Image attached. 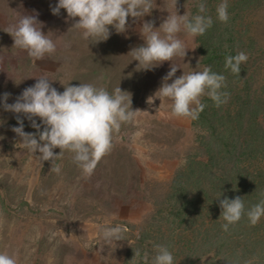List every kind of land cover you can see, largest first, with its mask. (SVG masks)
Listing matches in <instances>:
<instances>
[{
	"label": "rangeland",
	"instance_id": "374dc122",
	"mask_svg": "<svg viewBox=\"0 0 264 264\" xmlns=\"http://www.w3.org/2000/svg\"><path fill=\"white\" fill-rule=\"evenodd\" d=\"M236 1L227 0L229 20L223 27L226 35L230 31L231 44L242 45L246 54L259 57L254 66L260 68L255 73L264 80V0H251L231 12ZM200 2L178 0V14H200ZM203 2L217 18L216 8L222 0ZM57 3L0 0V97L11 93L7 103H14L25 88L36 83V77L48 76L59 92L68 84L91 83L110 93L119 86L131 95L132 110L141 112L114 133L111 152L85 178L69 151L54 162L61 166L59 174L50 171V161L41 165L39 153L23 148L11 130L19 126L17 114L4 111L0 103V253L15 257L17 264H139L135 256L138 239L144 232L157 231L159 225L166 228L161 220L165 208L160 210L170 205L165 201L175 191L177 176L193 160L209 159L200 141L206 129L196 119L173 117L171 99L160 100L155 93L172 64L178 67L173 79L208 66L202 62L198 36L184 32L178 34L189 48L184 58L176 56L143 69L130 53L144 44L140 33L144 21L154 20V27L159 28L169 12L175 11L171 0H155L142 21L133 23L129 17L124 33L109 26L110 37L98 43L83 39L81 31L72 27L78 17L68 18L64 9L53 15L50 5ZM23 15L37 17L42 32L55 40V53L35 60L13 46L5 30ZM21 118L24 131L34 133L30 121ZM59 152L54 149L55 154ZM98 225L121 226L124 240L105 245ZM132 248L133 256L129 254ZM147 257L145 264H152Z\"/></svg>",
	"mask_w": 264,
	"mask_h": 264
},
{
	"label": "clouds",
	"instance_id": "9594fccd",
	"mask_svg": "<svg viewBox=\"0 0 264 264\" xmlns=\"http://www.w3.org/2000/svg\"><path fill=\"white\" fill-rule=\"evenodd\" d=\"M171 2L175 11H168L169 15L159 28L154 27V20L144 21L140 27L144 44L130 53L143 69L172 61L176 56L184 58L189 48L178 34L184 32L190 37L200 36L213 25L211 16L203 15L206 12L203 0L197 5L200 13L197 15L187 11L179 15L178 0ZM154 3L155 0H58L55 6L50 5V9L53 15H59L61 9H64L68 18L75 20L78 17L72 27L81 31L83 39L98 43L110 37L109 26L117 33H124L129 27V17L133 23L142 21L151 13ZM227 9V0H222L216 8L217 18L221 22L229 20ZM41 27L36 16L23 15L5 31L12 36L13 46L25 50L35 60H42L46 55L56 52L57 44L49 34L42 32ZM248 59L249 56L240 51L234 56H227L224 66L233 74L240 75L241 64ZM177 68L172 64L155 93V97L160 100L171 99L173 117L197 119L205 108L201 102V97L205 95L217 107L228 102L230 94L221 91L226 87L224 75L213 72L208 66L202 71L183 72L173 79ZM170 80L171 83L168 82ZM52 81L48 76L36 77V83L25 88L14 103H7L11 97V93L7 92L0 97V103L4 111L17 114L19 126L11 130L22 140L20 145L23 148L32 154L39 153L37 159L41 165L44 161H50V171L59 174L61 166L54 162L65 151H69L83 176L90 178L102 158L111 152L114 133L119 131L123 123L135 120L141 111L132 110L131 95L119 86L110 93L91 83L68 84L64 86L63 92H59L52 86ZM155 97L149 98L148 102L152 103ZM22 116L30 121V126L36 130L34 133L24 131ZM36 118H39L40 123H37ZM56 148L60 149L59 154L54 153ZM219 205L221 216L226 222L222 225L225 232L230 225L239 222L245 212L253 226L264 216V199L247 211L239 196L234 199L225 197L219 201ZM97 233L105 245L124 240V229L121 226L98 225ZM154 248L156 255L152 264H173L174 257L167 246L157 244ZM139 255V252H135V256ZM144 259H148L147 254ZM0 264H17V260L6 253H0Z\"/></svg>",
	"mask_w": 264,
	"mask_h": 264
},
{
	"label": "trees",
	"instance_id": "16d2710c",
	"mask_svg": "<svg viewBox=\"0 0 264 264\" xmlns=\"http://www.w3.org/2000/svg\"><path fill=\"white\" fill-rule=\"evenodd\" d=\"M250 1H236L231 12ZM210 10L203 15L211 16L213 25L198 36L202 62L226 77L221 91L230 96L219 107L205 97L196 122L206 129L200 141L209 159L193 160L177 176L175 191L165 201L170 205L160 210L165 208L161 220L166 228L159 225L157 231L144 232L138 239L139 264H145V254L153 260L157 244L169 248L173 264H264V216L253 226L245 212L225 232L219 205L225 197L239 196L247 211L264 199V80L255 73L259 57L252 53L241 64L240 75L225 68V58L244 52V47L231 44L230 31L226 35L223 22ZM133 252L134 248L129 254Z\"/></svg>",
	"mask_w": 264,
	"mask_h": 264
}]
</instances>
